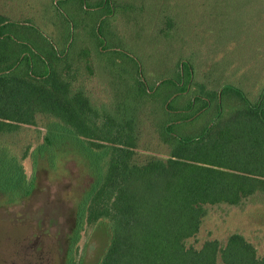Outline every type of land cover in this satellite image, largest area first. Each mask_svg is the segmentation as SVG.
Here are the masks:
<instances>
[{
    "label": "trees",
    "instance_id": "1",
    "mask_svg": "<svg viewBox=\"0 0 264 264\" xmlns=\"http://www.w3.org/2000/svg\"><path fill=\"white\" fill-rule=\"evenodd\" d=\"M103 2L110 0L97 6ZM170 14L158 9L154 18L161 26L156 33L172 28ZM83 32L77 51L64 39L60 52L32 21L0 12V136L37 126L38 116L44 115L65 128L53 125L43 150L53 149L56 137L72 139L73 131L82 138L86 149L81 155L94 182L79 216L83 219L87 210V224H104L109 233L98 264H264V255L238 232L224 243L209 239L201 247L188 245L200 232L208 206H242L264 194L263 94L251 103L240 89L224 86L226 101L220 103V89L209 77L198 82L199 73L208 75L193 72L191 64L187 74L177 65L180 71L163 75L155 90H149L137 66L131 80L141 94L140 110L134 116L125 113L123 120L111 118L91 105L93 96L74 86L79 72L72 66L75 56L88 65L106 52L101 40L94 47L95 29ZM86 40L89 46L83 47ZM147 110L169 147L167 157L137 151L140 113ZM203 115L212 119L197 135L175 134L176 126ZM64 131L70 136L63 138ZM13 146L0 143V194L7 196L22 192L24 180L28 183L23 158ZM78 230L69 238L65 264H84L82 256L72 260Z\"/></svg>",
    "mask_w": 264,
    "mask_h": 264
},
{
    "label": "rangeland",
    "instance_id": "2",
    "mask_svg": "<svg viewBox=\"0 0 264 264\" xmlns=\"http://www.w3.org/2000/svg\"><path fill=\"white\" fill-rule=\"evenodd\" d=\"M98 1L0 0V12L13 20L32 21L60 52L64 39L72 43L74 52L83 30L95 29L94 47L101 40L106 52L91 58L88 65L75 56L72 66L79 72L74 86L86 90L94 97L91 105L114 119L123 120L125 113L134 116L140 110L141 94L131 80L137 66L149 90H155L163 75L173 76L177 65L187 74L191 64L193 72L208 75L199 73L198 82L201 76L204 82L209 77L220 89V103L226 101L224 86L240 89L251 103L261 93L264 96V0H110L97 6ZM158 9L169 10L173 19L172 28L161 33H156L160 22L154 18ZM81 44L89 46L88 40ZM223 109L220 106L219 113ZM210 119L203 115L194 123L176 126L175 134L197 135ZM56 123L65 128L54 117L40 115L37 126L26 125L0 136V143L16 146L14 152L23 158L28 178L21 184L22 192L0 194V264H65L69 238L76 229L79 238L72 260L82 256L84 264H98L109 243L104 224L88 225L87 210L83 219L79 216L94 182L81 155L86 149L82 138L74 131V137L67 138L70 135L64 131V142L56 137L53 149L42 148ZM137 132L138 152L168 156L169 147L161 141L148 110L140 113ZM207 210L200 232L188 245L201 247L209 239L224 243L238 232L264 255V194L242 206H208Z\"/></svg>",
    "mask_w": 264,
    "mask_h": 264
}]
</instances>
